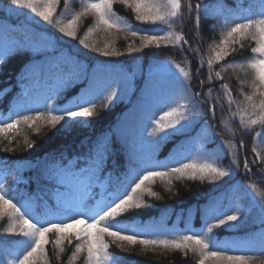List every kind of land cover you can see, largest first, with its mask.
Here are the masks:
<instances>
[{
  "label": "trees",
  "instance_id": "trees-1",
  "mask_svg": "<svg viewBox=\"0 0 264 264\" xmlns=\"http://www.w3.org/2000/svg\"><path fill=\"white\" fill-rule=\"evenodd\" d=\"M89 2L92 0H69L65 7L61 0L55 20H59L62 24L67 23ZM147 2L163 3L164 0H147ZM190 2L193 5L191 18H188L187 11L189 0H181L184 5L182 15L185 19L183 22L177 20L171 26L159 23L156 26L151 23L142 24L135 20V15L130 9L116 3L113 11L120 18L122 30L113 29L106 32L102 28H96L95 17L89 14L78 22L77 38L73 40L64 37L54 25L46 24L28 10L13 8L7 11L8 0H0V20L9 25L10 29L7 36L9 46L0 54V121L10 122L11 119H19L22 115L35 116L39 112H43L46 116L49 110L47 105H57L61 108L71 107L72 110H78L81 106L80 98L86 97L90 84L93 92L90 97L86 98L92 102L83 104V106L94 108L92 117L79 118L87 123L84 126L73 125L70 132L65 129L57 132L47 124L46 120H41L32 129H29L26 124H21L18 130L9 134L7 139L0 136V170L9 173L6 181L0 183V191H3L22 209L27 206L34 218L43 217L53 222L63 219L65 222H70L68 214L60 217L48 215L45 209L36 207L31 199L39 187L49 206L56 205L53 201L56 191L55 184L41 174L46 154H59L64 151L71 157L73 153L83 151L79 145L85 137L95 139L99 134L109 130L118 136L126 137L130 145H135L139 153L144 144L163 136L162 132L156 130L155 122L160 120L165 111L177 108L179 112L185 113L182 123L187 126L183 133L170 136L155 147L153 152L155 159L168 162L170 166H179L177 161L183 163L212 162L230 172L235 169V172L229 177L216 181L193 180L187 177L177 179L172 176L170 177L172 183L169 184L167 179L157 178L155 183L149 185L157 195L155 197L145 195L141 208L127 214L130 218L123 220L122 223L160 226L155 232L137 233L139 238L144 239L172 240L194 233L203 236L207 232V225L217 222V213L235 214L239 207L246 210V222L241 220L237 228L229 229L222 226L221 229L213 231L220 241L253 239L255 243H252L250 247L227 249L226 254L247 255L250 257L249 264H264V246L260 243L261 234H258L260 232L259 209L264 207V163L257 159L258 156L264 155V139L257 136V133L261 131V126H254L255 131H252L241 124V116L247 121L248 117L253 115L251 110L241 111L237 107L244 102L241 92H252L249 86L252 77L248 74L251 70L249 69L246 73L238 65L243 64L246 67L247 62L253 58L250 48L255 46V41L250 38L245 39V50L227 58L232 64L231 68L225 69L223 64H218L210 73L207 65L211 47L219 42L222 31H226L236 22H243L246 17L259 18L260 0H190ZM202 2L209 5L210 13L209 17L201 19L198 25L195 5ZM217 6L222 7V13L218 12ZM242 6H249V13L241 10ZM210 25H215L216 30L211 31ZM90 27L94 29L92 32L87 31ZM134 30L141 34L147 31L158 32L161 35H167L168 32L173 35L182 34L189 41V45L165 46V42L162 41L160 49L152 45L142 49L141 52L129 54L127 52L129 45L141 47L139 35L132 37L130 34ZM48 40H55L59 45L58 49L40 53L30 51L23 54H18L11 49L13 44L29 43L44 48ZM80 40H84L88 47L81 44ZM105 45H108L109 50L114 49L122 52L123 55L105 57L95 50L104 48ZM59 49H63L64 53L71 52L80 63L84 64L87 67L88 78L81 75L71 85L55 93L52 99L46 101V97L57 85V80L69 77L66 63L60 62V66H54L52 62L58 53L61 54ZM163 59H171L183 67L189 75L183 84L180 97L156 101L148 96L151 86L148 84V76L145 72L147 65ZM65 60L68 61V59ZM30 61L33 63H29ZM136 61L140 63V71L137 72L140 74L137 75L135 72L131 81L121 76L108 80L99 77L96 79L91 71L95 66L129 68ZM37 63H41L44 74H39L41 76L40 85L30 87L29 80L34 76L30 75L32 73L30 68ZM201 63L203 67L197 77V68ZM215 71L221 72L223 80L214 78L213 83H209L208 77L209 75L214 77ZM20 77H23L22 81ZM126 79L128 82L125 84ZM201 80L204 81L203 95L194 97L193 93L201 91ZM34 81L35 78L32 82ZM222 83H227L231 90L233 100L231 106L228 104V96L220 88ZM24 84H28L29 88L22 95ZM113 90L119 94V98L114 97V102L108 100ZM205 96L209 97V102H194L203 101ZM25 99L28 107L21 109L20 105ZM256 99L258 102V97ZM213 102H216V108L214 117H211ZM74 103H80V105L74 106ZM221 105H223V110H221ZM205 121L210 126L208 130L203 128ZM37 128L40 129L39 132L36 131ZM167 131L171 132V130ZM241 142L244 144L243 148L240 147ZM28 143H31L33 147L28 148ZM5 148H11L13 151H5ZM253 149L256 151L254 152ZM209 153L214 156H208ZM245 160L249 161L250 168L247 175L244 170ZM30 162H37L38 166ZM128 171L127 154H121L118 149L116 155L109 159L107 169L99 175L98 179H103L108 173V190L113 193L117 187L116 178L123 180L124 174ZM109 175L112 176L111 181ZM232 187H235L236 191L230 197L229 190ZM127 190L131 191L130 188ZM247 191L252 193L255 201L253 198L248 199ZM222 194L226 198L216 208L217 212L208 217L198 213L192 224L190 223L191 225L188 223V218L185 222L184 214L189 209L208 206L215 195ZM168 213L171 216L165 218L164 215ZM178 214L183 215L179 224L174 219ZM219 218H223V215ZM10 223L8 217L0 218V264H18L19 258L31 243L26 238L7 233L5 229ZM186 223L189 226L184 227ZM79 227L81 226L77 225L76 229ZM74 230L69 229L68 231ZM123 234H130V232L125 231ZM49 238L54 239V234H49ZM106 241L109 242L110 254L119 259L120 264H198L199 262L197 254L188 252L185 255L183 250L165 249L162 246L146 248L140 244L128 245L126 243L119 247L112 244L110 238L106 237ZM78 242L74 237L72 245L65 242V252L61 254L59 261L53 245L49 243L46 246L47 264H68L71 252ZM83 259L81 256L76 264H83ZM206 264H215V261L208 259Z\"/></svg>",
  "mask_w": 264,
  "mask_h": 264
},
{
  "label": "snow or ice",
  "instance_id": "snow-or-ice-1",
  "mask_svg": "<svg viewBox=\"0 0 264 264\" xmlns=\"http://www.w3.org/2000/svg\"><path fill=\"white\" fill-rule=\"evenodd\" d=\"M68 2L69 0H63L65 7H67ZM60 3L61 0H8L9 7L7 11H11L13 8L28 10L46 22V24L54 25L64 37H69L73 40L77 38L78 22L82 17L89 14L95 17L96 28H102L106 32L113 29L122 30L120 18L113 11L116 3H120L130 9L135 15V20L142 24L151 23L156 26L159 23L171 26L177 20L183 22L185 19L182 15L184 5L181 3V0H164L163 3H149L147 0H92V2L87 3L83 7L82 11L73 15L67 23L62 24L59 20H55ZM260 8L259 18L246 17L243 22H236L233 26L228 27L226 31H222L219 42L211 47V55L207 60V65L210 73L213 71L214 66L218 64H223L225 69L231 68L232 64L227 58L245 50V39L250 38L255 41V46L250 48L253 58L247 62L246 67L243 64L238 65L246 73H248L249 69L251 70L248 74L252 77L249 82L252 92L244 93L242 91L241 95L244 97V102L237 105V107L241 111L251 110L253 115H250L247 121L241 116V124L252 131H255L254 126H261V131L257 133V136L264 139V0H260ZM195 10L198 25L201 19L209 17L210 8L208 4L203 2L197 3ZM217 10L222 13V7L217 6ZM187 11L188 18L190 19L193 11V5L190 0L187 4ZM209 27L211 31L216 30L215 25H210ZM93 30L90 27L87 31L92 32ZM130 34L132 37L139 35L141 47L137 48L129 45L127 48L129 54L141 52L142 49L149 48L152 45L156 49H160L162 41L165 42V46L189 45V41L182 34L173 35V33L168 32L167 35H161L153 31L141 34L136 30ZM80 43L88 47L84 40H80ZM58 47L59 45L55 40H48L44 48L33 43L11 45V49L15 50L18 54L30 51L38 53L47 52L50 49H58ZM59 50L62 57H66L72 63L80 65V61L71 52L64 53L63 49ZM95 50L105 57H119L123 55L122 52L114 49L109 50L108 45H105L104 48H96ZM29 63H33V61ZM176 67L185 77L189 75L183 67L179 65H176ZM202 67L203 64L201 63L197 68V77H199ZM157 73L164 76L166 80L175 81L177 86L183 87V81L171 71V68L167 64H161L150 72L149 81ZM40 74H44L42 66ZM81 75L88 78L87 70L84 69L82 73L73 74L68 78L58 79L57 85L53 87L51 94L46 97V101L52 99L55 93L71 85ZM214 78L223 80L220 71H215L214 77L213 75H209L208 82L213 83ZM22 79L23 77H20L21 81ZM127 82L126 79L124 83L126 84ZM200 84L201 91L193 93L194 97L203 95L204 81L201 80ZM220 88L228 96V104L231 106L233 100L231 99V90L228 84L222 83ZM92 92L93 88L90 84L86 97H90ZM86 97L80 98L81 106L78 110H72L71 107L61 108L57 105H47L49 110L46 116L43 112H39L35 116L22 115L19 119H11L10 122L7 120L0 121V136L7 139L11 132L19 129L21 124H26L29 129H32L41 120H46L47 124L57 132L61 129L70 132L72 126L77 124L84 126L87 121L79 118H90L94 115L93 107L83 106V104L92 102ZM114 97L119 98V94L115 90L108 96V100L114 102ZM194 102L207 103L209 102V97L205 96L203 101ZM27 107L28 103L25 99L21 103L20 108L25 109ZM215 108L216 102H213L211 106V115L213 117L215 115ZM221 110H223V105H221ZM204 115H208V113H204ZM184 119L185 113L179 112L177 108L165 111L160 120L155 122L156 130L162 132L163 136L151 143L144 144L139 153L135 145H130L126 137L118 136L109 130L108 132L99 134L95 139L85 137L79 145L83 151L73 153L71 157L64 151L59 154H46L44 158L45 163L41 169L42 176L54 182L55 190H63L67 195L56 205L49 206L48 201L44 198V194L41 193L38 187L31 199L36 204V207H42L48 215L60 217L68 214L70 222H65L63 219H57L53 222L52 220H45L43 217L34 218L27 206L22 209L11 198L6 196L3 191H0V218L8 217L11 221L5 231L31 241L28 249L19 258L18 264H47L46 246L49 243L53 245L57 260L59 261L61 254L65 252V242L68 245H72L73 237L79 242L75 244L68 264H76V261L81 256L84 258L83 264H120L119 259L110 254L109 242L106 241V237L110 238L112 244H116L119 247H122L126 243L128 245L140 244L146 248L162 246L165 249L183 250L185 255L191 252L199 256L198 264H206L208 259H213L215 264H249V256L228 255L226 254V250L250 247L253 241H220L213 231L214 229H221L222 226L229 229L237 228L241 220L246 222V210L239 207L236 209L235 214L217 213V222L208 224L207 232L203 236L199 233H194L172 240L144 239L139 238L137 233L155 232L159 230L160 226L128 225L122 223L123 220L130 218L127 214L141 208L144 204L143 197L145 195L150 197L157 195L149 187L150 184L155 183L157 178L161 180L167 179V182L171 184L172 180L170 177L172 176H175L177 179L187 177L193 180L199 179L204 181L208 179L216 181L234 174L235 169L230 172L212 162L183 163L177 161L179 166H170L168 162L155 159L153 152L162 140L183 133L187 126L185 123H182ZM209 127L205 121L203 128L208 130ZM167 130H171V132ZM36 131L39 132L40 129L37 128ZM27 147L32 148L33 145L28 143ZM240 147H244L243 142H241ZM118 149L121 151V154H127L129 171L124 174L123 180H120L119 177L116 178L117 187L115 192L110 193L108 197L102 195L95 205L89 206L87 201L95 198L90 195L91 189L95 186L99 175L105 172L109 159L116 155ZM4 150L13 151L11 148H5ZM253 151L255 152L256 150L253 149ZM207 155L214 156L212 153ZM257 159L264 163V155L258 156ZM114 163L115 161L113 160ZM30 164L38 166L37 162H30ZM244 169L247 175L250 171L248 160H245ZM109 180H112L111 175H109ZM128 188L131 189L130 192L127 190ZM259 210L260 243L264 246V207H260ZM203 212L205 217H208L212 213L217 212V209L213 203L204 208ZM220 215H223V218H219ZM77 225L81 227L76 229ZM69 229L75 230L69 232ZM125 231L130 232V234H123ZM49 234H54L55 238L50 240Z\"/></svg>",
  "mask_w": 264,
  "mask_h": 264
},
{
  "label": "rangeland",
  "instance_id": "rangeland-1",
  "mask_svg": "<svg viewBox=\"0 0 264 264\" xmlns=\"http://www.w3.org/2000/svg\"><path fill=\"white\" fill-rule=\"evenodd\" d=\"M251 5V4H250ZM241 10H243L246 13H249V6H242ZM10 32L9 29V25L5 24L4 22H2L0 20V54L4 51V49H6L9 46V41L7 39V36ZM54 61L53 64L54 66H60V62L61 63H66L67 66L66 68H68V76H71L73 74L76 73H82L84 71V69L87 70V67L84 66V64L80 63V65H77L75 63H72L70 60L66 61L65 57H62L61 54H57L54 57ZM161 64H167L169 68H171V71L173 73H175V75L184 82L186 81V77L183 75V73H180L178 68L176 67V65H178L177 63H175L174 61H172L171 59H163V60H158L156 62H152L149 65H147L146 67V72L145 75L148 76V81H149V73L152 72L154 69H156L157 67H159ZM82 65V67H81ZM180 66V65H179ZM181 67V66H180ZM30 71L32 73H30V75H34L32 78H30L29 83H30V87H33L35 85H40L41 83H39V80L41 79V76H39L40 72H41V63H37L34 66H32L30 68ZM91 71H93V75L97 77L104 78L106 80H108L109 78H114L116 76H121V77H126L127 79H129L130 81L133 80L134 78V74L135 72H139L140 71V63L139 62H133L129 68H111V67H103V66H95L91 69ZM140 73H137V75H139ZM35 78V81L32 82V80ZM47 79V78H46ZM45 79V80H46ZM150 84V90L148 93L149 98H152L156 101H162L165 99H172L173 97H180V94L182 93L183 87H179L175 84V81H171V80H166V78L162 75H160L159 73L154 74L151 78V81H149ZM53 83H52V87H53ZM23 89H22V95H24L29 86L28 84H24L22 85ZM75 105H80V103H74ZM213 117V116H211ZM183 154H185L183 152ZM108 174V173H106ZM9 175L8 172L4 171V170H0V183L3 181H6L7 176ZM107 186H108V175L103 178V179H97L95 186L91 189V196H94V199H89L87 201V203L90 206L95 205L96 201L99 200L101 198V196L103 195L104 197H106L108 194L107 193ZM236 188L232 187L229 191H230V197L232 196V193L235 192ZM67 193H65L63 190H59V191H55L54 196H53V201L55 204H57L59 201H62L65 197H66ZM245 195V194H244ZM246 195H248V199L250 200L251 198H253V200L255 201L252 193L250 191H247ZM226 197L224 196V194L222 195H215L212 198L211 204L214 203V206L216 208H218L224 201ZM214 199V200H213ZM252 200V199H251ZM210 205V204H209ZM207 206H203L201 208H192L189 209L185 214V222H187V218H188V223L192 224L193 220L195 219V217L198 215V213L200 214H204L203 209L206 208ZM171 214H165L164 217H170ZM181 214H178L174 219L175 222L177 224H179V222L182 219ZM190 224V225H191ZM189 226L187 225V223L184 225V227ZM260 234V232L258 233ZM261 240V239H260ZM250 241H253V244L255 243L253 239H251Z\"/></svg>",
  "mask_w": 264,
  "mask_h": 264
}]
</instances>
